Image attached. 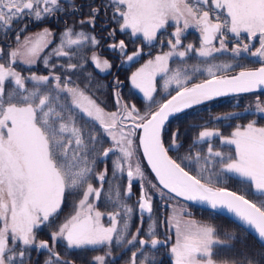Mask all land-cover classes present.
Masks as SVG:
<instances>
[{
	"label": "snow or ice",
	"instance_id": "6c2138e0",
	"mask_svg": "<svg viewBox=\"0 0 264 264\" xmlns=\"http://www.w3.org/2000/svg\"><path fill=\"white\" fill-rule=\"evenodd\" d=\"M109 4L113 9L112 19L119 18L122 21L119 23L120 31L131 30L133 36L142 35L149 43L157 40L158 33L167 28L169 21L175 23V30L167 40L170 51L149 59L130 77L132 84L143 92L144 97L153 101V93L157 91L156 77L164 74L166 78L163 87L167 90L174 83L175 95L160 103L155 111L144 114L135 105L127 104L117 111L106 112L84 89L69 86L70 81L62 82L59 75L32 74L24 77L16 71L13 65L18 60L29 65L35 64L40 54L52 43L51 37L54 35L50 28L45 27L24 36L21 41L17 33V46L8 50L6 62L0 63V264H26L32 248L48 250L49 257L45 264H71L61 258L48 241H37V229L58 215L66 194L80 190L82 197L75 206L74 214L51 233L52 241L64 239L68 248H84L110 246L114 239L117 244L125 240L132 208L120 203L119 187L115 188L114 195L113 190L109 189V199L114 200L117 207L123 208L125 218L122 223L121 212L117 210L108 213L110 226L106 227L101 223L104 213L96 210L90 202V198H100L107 168L94 173L95 158L90 161L89 157L95 152L97 137L89 135L85 138L83 128L77 125V115L81 119L87 117L98 122L103 132L111 138L113 147L103 149V157L107 158L116 149L122 154L113 161V175L123 172L124 164H127L130 182L126 195L131 193V178H144L140 163L136 162L133 167L131 162L135 154L133 137L137 129H140L142 135L139 136V145L163 189L174 193L176 197L204 202L213 209H227L253 228L261 243H264V199L259 203L253 202L227 188L215 187L212 174L205 176L210 165L218 163L220 172L216 175L236 173L250 182L255 195L264 197V126H258L252 120L247 125L237 126L227 137L221 135L219 130L204 128L199 132L197 140L207 141L219 136L222 143L235 146L234 153L214 151L209 143L206 157L196 153L195 157L186 156L181 162L169 155L170 149L181 146L178 131L172 133L168 147H165L163 139L165 123L170 116L221 95L248 93L264 88V0H109ZM69 7L73 11L78 10L72 0H69ZM220 10L226 12L223 20ZM57 11H65L61 0H0V29L7 34L14 21L25 16L42 21ZM100 11L101 8H90L88 20L80 23L94 26ZM190 27L200 32L201 46L194 49L189 43L184 51H178L182 47V35ZM228 33L236 37L246 33L249 40L258 37L259 47L251 55L259 57L262 66L255 69L242 68L234 75H223L232 67L231 64H208L203 69L208 78L191 86L188 84L191 77L183 75L179 69L169 75L168 62L172 56L183 58L195 50L200 57H211L214 52L227 49ZM60 35V44L53 49L57 57H70L72 53L65 49L82 46L85 42L99 44L94 35L89 36L83 31L74 32L71 27H66ZM109 35L114 36L115 30ZM217 40L218 48L213 43ZM109 47H118L124 51L126 45L120 40L118 44ZM249 48L248 43H237L231 51L239 56L242 52H249ZM140 54L138 50L128 55L127 59L132 61ZM4 55L5 49L0 48V59ZM92 61L101 71L111 68L108 60L100 61L95 54ZM48 62L45 57V65ZM67 67L75 69L78 65L69 63ZM50 78L55 80L54 88L42 92L41 85H48ZM26 80L34 82L31 90L25 87ZM9 83L13 87L6 89ZM53 92L56 94L53 95ZM60 94L65 96L63 103H60ZM116 97L119 105V93ZM255 109L258 113H264V103L259 98ZM233 115L229 113L217 119ZM129 120L132 123L126 125L125 121ZM193 159L197 164L201 159L204 160L195 175L182 166L183 161L190 163ZM93 175L101 182L100 187H94L90 182ZM151 187L155 188L156 185L152 184ZM138 203L141 211L152 212V197L143 184ZM167 223L175 229L174 243L168 249L171 264H218L213 259L214 246L236 239L234 233H225L226 239L221 240L215 227L195 219H185L183 209L178 212L174 209ZM139 232L140 229H137V233L127 243L138 241L141 246L150 245L156 249L160 245H167L171 239L157 238L155 222L148 231L150 240L138 239ZM106 255H111V252ZM106 255L93 257L94 264H106ZM136 255L132 253L131 264H137ZM147 261L145 257L141 264H147ZM262 261L264 251L257 250L252 255L245 252L242 260L233 261L232 264H262Z\"/></svg>",
	"mask_w": 264,
	"mask_h": 264
},
{
	"label": "flooded vegetation",
	"instance_id": "af4514ba",
	"mask_svg": "<svg viewBox=\"0 0 264 264\" xmlns=\"http://www.w3.org/2000/svg\"><path fill=\"white\" fill-rule=\"evenodd\" d=\"M72 2H74L78 9L77 11H73L72 8L69 7V0H61V4L65 8V11H57L55 15L47 16L42 21H36L30 16H25L20 20L14 21L11 29L7 31V34H5L3 29H0V48L5 49V55L3 59H0V63L6 62L7 51L17 46V33H19L20 40L22 41L24 36L39 32L41 29L47 27L54 33L51 37L52 43L40 54L37 62L29 65L18 60L13 65L16 71L20 72L22 76L29 77L32 74L59 75L62 82L65 80L70 81L69 86H78L84 89L106 112L117 111L124 104H127L129 106L135 105L137 110L141 114H144L148 111H155L160 103H163L171 97V95L175 94L176 85L174 83L169 85L167 90L163 87L165 79L163 78L164 74H158L156 77L157 91L153 93V101L146 99L143 92L136 88L130 79L132 73L136 72L149 59H153L158 54L170 51L167 40L170 38V34L175 30L176 25L173 21H169L167 28L158 33L157 40L149 43L143 39L142 35L138 34L133 36L131 30L120 31L119 23L122 21L119 20V18L116 20L112 19L113 9L109 4V0H72ZM90 8H101L94 26L89 23H80L82 20H88ZM220 16L223 20L226 18V12L220 10ZM24 25H27V27L24 28ZM66 27H71L74 32L83 31L89 36L94 35L99 41V44L93 45L90 42H85L79 47L73 46L71 49L66 48V51L72 53L70 57H57L53 54V49H56L60 44V34ZM22 28H24L23 31H21ZM113 30H115V35L110 36L109 33L113 32ZM228 37V42H232L229 46L236 44V42H239L241 45L250 42L253 43V46L259 44L258 37L249 40L246 33H242L240 37L228 33ZM195 39H198V42H200V32L195 27L188 28L181 37L182 47L178 48V51H184L189 43L196 49ZM120 40L125 42L126 48L124 51H121L118 47H109L110 45L118 44ZM253 46H251V48ZM138 50L141 54L134 60L129 61L127 56ZM194 53L195 50L190 51L183 58L172 56L168 62L169 69H173L171 71L179 69L183 75L191 77L188 81L189 86L208 78L206 72L203 71V65L195 68L193 67L192 60ZM196 53L194 54L195 56ZM94 54L100 61L105 59L108 60L111 64V68L105 71H101L97 68L92 61V56ZM45 57L48 58V65L44 63ZM197 57L200 58L201 63L207 59L206 57H200L198 53ZM235 60L239 61V67H237L238 69L235 71L230 72V74H234L242 70V68L254 69L262 66L259 57L247 56V58H243L239 55L235 57ZM69 63L77 64L78 67L69 69L67 67ZM52 65H56V67L53 68ZM197 68H199L200 71H196ZM194 74L197 75L194 76ZM222 74L226 75L227 73ZM54 85L55 80L50 78V83L48 85H41V91L53 89ZM33 86V81L26 80V88L31 90ZM12 87V84H6V89ZM117 93H119L121 101L119 105L116 102ZM52 94L55 95L56 93L53 92ZM220 98H227V102L230 103L220 106L218 111H210L208 109L210 100L180 113H176L166 121L163 131L165 147L171 144L172 133L177 131L179 133L178 140L181 146L178 149L172 148L169 151V155L172 156L173 159H177V162H181L186 156H192L193 149H201L203 152V156L201 157H206L208 155L207 148L209 143L212 145L214 151H221L225 154L234 153L235 146L222 143L219 136L211 137L207 141L197 140L199 132L204 128L219 130L221 135L227 137L231 135L237 126L247 125L252 120H255L258 126H264V113H258L255 109L257 98L264 103V89L254 90L248 93L226 95L219 97V99ZM64 99V94H60V103H63ZM229 113L235 115L217 119V117H225L226 114ZM76 121L77 125L83 128L86 139L89 135H95L97 137L98 142L95 144V152L89 157L90 161L95 158L94 173L102 172L107 168V176L103 183V190L100 198L98 200L90 198V202L95 205L96 210L104 213L101 217V223L106 227L110 226L108 213L117 210L121 212V223L125 218L123 208L117 207L114 204V200L109 199L110 188L113 190L114 195L115 188L117 186L119 187L121 194L120 203L131 207L132 212L129 217V230L123 242L117 244L114 239L110 246L98 245L86 246L84 248H68L66 240L59 239L53 242L51 239V233L56 231L58 226L70 215L74 214L75 206L82 197V190L74 194H66L58 215L48 224L41 225L40 228L37 229V241H48L49 245L60 254L61 258L70 261L71 264H94L93 257L97 255H106V253L110 251L111 255H106V264H131L132 253L135 252L137 254V264H141V261H144L145 257L148 258L147 264H171V256L168 249L171 247V244L174 243L175 229L168 225L167 218L173 214L174 209L177 212L183 209L185 219H195L204 224L210 225L209 221L217 220V224L214 225L219 227L220 232L218 236L221 240L226 239L225 233L235 234V240L229 241L227 244L217 245L216 258L220 262L232 264L233 261L242 260L245 252L252 255L254 251H257V247L260 245L264 247V244L261 243L251 231L232 218L225 214L197 206L163 189L143 156L141 146L139 145L140 129H137L136 136L133 137L135 154L131 158V162L133 167L136 162L140 163L144 172V178L143 180L138 176L131 178V193L126 195L125 192L130 182V178L127 175V164H124L123 172H117L115 176L113 175V161L121 157L122 154L116 149L113 153H110L107 158L103 157L101 155L103 149L113 147L111 138L103 132L98 122L91 121L87 117L81 119L79 115H77ZM131 123L132 121L130 120L125 121L126 125H130ZM214 159L218 160L219 158ZM203 164V159L199 164L193 159L190 163L188 161H183L182 166L195 175L197 168ZM219 172L220 168L218 163H214L210 165V170L205 173V176L212 174L214 182H230L234 185L232 187L214 185L215 187L227 188L257 203H259L261 199H264V197H259L254 194V188L251 187L250 182L245 178L240 177L236 173H222L216 175ZM90 182L93 183L94 187H100L101 182L96 179L95 175L92 176ZM142 184L152 197L151 213L141 211L139 208L138 201ZM152 184L156 185V187H151ZM154 222L157 238L165 240L166 237H171L167 245H160L156 249H153L150 245L141 246L138 241L133 244L127 243V240H130L132 235L137 233V229H140L138 239L143 238L150 240L151 236L148 234V231ZM29 257L30 258L26 259V264H45V260L49 257V252L47 249L32 248L29 250ZM262 264H264V261H262Z\"/></svg>",
	"mask_w": 264,
	"mask_h": 264
},
{
	"label": "rangeland",
	"instance_id": "374dc122",
	"mask_svg": "<svg viewBox=\"0 0 264 264\" xmlns=\"http://www.w3.org/2000/svg\"><path fill=\"white\" fill-rule=\"evenodd\" d=\"M195 42H196L195 43L196 44V49H198L201 46L200 45V42H198V39H195ZM213 43H214V46L215 47H217V48L219 47V41H215ZM230 43H232V42H228L227 41V49L226 50H221L220 52H214L211 57H206L208 59V60L206 59L207 61L204 60L202 63H201L200 58L197 57V53L195 51L196 56L194 55L195 54L194 53L193 54V60H192L193 67L195 68L197 66H202L203 65V68H205L208 64H217V65H219V64H231L232 67L230 69L226 70L225 72H223L224 74L227 73L226 75H229L230 72L235 71L236 69H238L237 67H239V65H238L239 64V61L238 60H235L236 55L231 51V49L233 47H235L236 44L239 43V42H236V44H234L232 46L231 45L229 46ZM248 44L250 45V48H251V46H253V43L252 42H250ZM258 47H259V44L258 45H254L251 49H249V52H247V53L242 52L240 54V56L243 57V58H247V56H252L251 55V52L255 51V49L258 48ZM171 70H173V69H170V72H172ZM170 72H169V75H171ZM196 75L197 74H194V76H196ZM230 75H232V74H230ZM163 78H166V77L163 76ZM209 222H210L209 224L211 226H213V227L215 226L214 224H217L216 223L217 220H211ZM215 228L217 229V234H218L220 232L219 227H216L215 226ZM217 247L218 246L216 245L213 248V252H214L213 259L216 260L218 262V264H220V261H218V259L216 258L217 257L216 256L217 255Z\"/></svg>",
	"mask_w": 264,
	"mask_h": 264
},
{
	"label": "water",
	"instance_id": "95a60500",
	"mask_svg": "<svg viewBox=\"0 0 264 264\" xmlns=\"http://www.w3.org/2000/svg\"><path fill=\"white\" fill-rule=\"evenodd\" d=\"M255 69V68H254ZM239 72V71H238ZM238 72H236V73H238ZM236 73H234V74H236ZM234 74H232V75H234ZM198 83H200V82H198ZM260 89H264V88H260ZM256 90H259V89H256ZM233 94H237V93H228V94H226V95H233ZM173 95H175V94H173ZM226 95H221V96H218V97H222V96H226ZM218 97H215V98H218ZM171 97H169L168 99H170ZM215 98H213V99H215ZM212 99V100H213ZM166 101V100H165ZM210 101V100H209ZM205 102H207V101H205ZM204 103V102H203ZM171 117V116H170ZM169 117V118H170ZM140 135H142V130H140ZM139 135V136H140ZM141 150H142V153H143V148L141 147ZM144 156V155H143ZM145 158V160H146V162H147V159H146V157H144ZM147 164H148V162H147ZM148 166H149V168L151 169V166L148 164ZM152 171V170H151ZM152 173L155 175V173L152 171ZM157 179V178H156ZM157 181H158V179H157ZM159 182V181H158ZM162 186V185H161ZM167 190V189H166ZM229 191H231V190H229ZM233 192V191H232ZM174 194V193H173ZM179 198H182V199H184V200H186V201H188V202H191V203H193V204H195V205H197V206H201V207H204V208H207V209H210V210H213V211H216V212H219V213H222V214H225L226 216H228V217H230V218H232L233 220H235V221H237L238 223H240L242 226H244L245 228H247L249 231H251L259 240H260V238H259V236H258V234L255 232V230L253 229V228H251L250 226H248V225H246V224H244L242 221H240L239 220V218L238 217H236L235 216V214L234 213H231V212H229L227 209H225V208H222V207H218V208H216V209H213V208H211V206L210 205H208V204H206V203H204V202H201V201H199V200H187V199H185V198H183V197H179ZM264 244V243H263Z\"/></svg>",
	"mask_w": 264,
	"mask_h": 264
},
{
	"label": "trees",
	"instance_id": "16d2710c",
	"mask_svg": "<svg viewBox=\"0 0 264 264\" xmlns=\"http://www.w3.org/2000/svg\"><path fill=\"white\" fill-rule=\"evenodd\" d=\"M230 102H227V98H217L215 100H211L209 103H208V109L210 111H218L220 106H223V105H228ZM232 107V106H230ZM196 153H200L201 156H203V152L201 151V149H193L192 150V157H195ZM194 161L196 162V160L194 159ZM202 162V159L199 161V163ZM192 168V167H191ZM189 169V168H188ZM194 169V168H192ZM195 170V169H194ZM195 174H198L197 172H195ZM214 185H221V186H230L232 187L234 184L233 183H230V182H214ZM231 221V220H230ZM264 247L262 245H260L259 247H257V250L259 251H264L263 249Z\"/></svg>",
	"mask_w": 264,
	"mask_h": 264
}]
</instances>
